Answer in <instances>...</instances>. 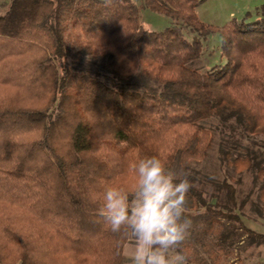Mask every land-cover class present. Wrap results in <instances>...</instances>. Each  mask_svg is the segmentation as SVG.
Listing matches in <instances>:
<instances>
[{
  "label": "trees",
  "instance_id": "obj_1",
  "mask_svg": "<svg viewBox=\"0 0 264 264\" xmlns=\"http://www.w3.org/2000/svg\"><path fill=\"white\" fill-rule=\"evenodd\" d=\"M204 1L144 0L175 21L150 31L132 0H11L0 15V207L25 221L0 220V251L18 244L22 264H124L127 240L97 209L105 188L132 191L133 166L152 155L187 174V210L205 208L208 228L235 221L218 245L264 244L238 213L250 201L264 216V19L214 26L196 12ZM213 32L228 62L200 70ZM217 137L221 164L252 179L239 206L236 185L193 164Z\"/></svg>",
  "mask_w": 264,
  "mask_h": 264
},
{
  "label": "rangeland",
  "instance_id": "obj_2",
  "mask_svg": "<svg viewBox=\"0 0 264 264\" xmlns=\"http://www.w3.org/2000/svg\"><path fill=\"white\" fill-rule=\"evenodd\" d=\"M132 1L139 7L141 24L147 30L162 31L175 24L172 17L145 7L144 0ZM10 2L11 0H0V15L6 13ZM263 5L264 0H206L196 7V12L205 23L214 26H224L232 20L246 18L248 13H251L247 18L248 21L264 19L261 10L257 12ZM183 31L185 37L190 41L197 37V34L187 27H183ZM202 41L204 50L197 63V67L200 70H209L214 66L220 67L228 62L227 58L222 55V36L218 32L210 33ZM6 90L4 86H0V94L2 93L1 91L6 92ZM11 94L14 96L15 92L11 91ZM218 139L219 137L216 138L213 150L209 152L208 157L193 164L199 171L200 176L208 174L211 179L220 180L221 182L227 178L232 184L236 185L238 187L237 200L239 206L242 198L251 190L252 179L247 173L241 174L231 166L221 164ZM208 185L205 189L207 191L205 197L211 198V200L213 198L214 201L218 200V197H216L217 192L214 194V186ZM251 197L254 198V195ZM187 211L192 221V228L190 236L183 244V251L189 258V264H198L197 260L199 259L204 260L207 264H264V244L251 246L247 241L244 243L236 242L235 246H229L228 249L218 245L220 243V234L232 223H235L233 219L218 216L213 226L208 228L206 221L200 218L201 215L205 214V208L192 207ZM21 212L22 209L18 207H0V220L4 224L7 222L13 227L22 229L21 223H24L25 220H23ZM238 213L242 214V220L248 227L264 234V216L254 212L250 201L246 202L245 207L242 210H238ZM17 246L19 245L11 243L3 247L0 251V264H22V259L19 256L20 251L17 252ZM129 250L130 244L127 241L123 250L124 264H128L126 254Z\"/></svg>",
  "mask_w": 264,
  "mask_h": 264
},
{
  "label": "clouds",
  "instance_id": "obj_3",
  "mask_svg": "<svg viewBox=\"0 0 264 264\" xmlns=\"http://www.w3.org/2000/svg\"><path fill=\"white\" fill-rule=\"evenodd\" d=\"M133 170L135 188H105L97 216L129 242L128 264H189L183 251L192 228L187 174L168 168L156 155L140 159Z\"/></svg>",
  "mask_w": 264,
  "mask_h": 264
}]
</instances>
